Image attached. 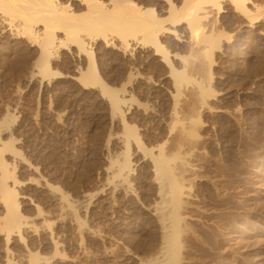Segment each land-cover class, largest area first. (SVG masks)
Segmentation results:
<instances>
[{"label": "rangeland", "instance_id": "obj_1", "mask_svg": "<svg viewBox=\"0 0 264 264\" xmlns=\"http://www.w3.org/2000/svg\"><path fill=\"white\" fill-rule=\"evenodd\" d=\"M247 8L221 0L208 57L185 26L160 36L162 51L141 36L128 46L85 37L118 109L84 81L89 56L71 43L49 67L38 56L0 62V150L21 216L4 220L0 167V264H151L162 248L160 150L189 201L180 264H264V0Z\"/></svg>", "mask_w": 264, "mask_h": 264}, {"label": "bare ground", "instance_id": "obj_2", "mask_svg": "<svg viewBox=\"0 0 264 264\" xmlns=\"http://www.w3.org/2000/svg\"><path fill=\"white\" fill-rule=\"evenodd\" d=\"M73 0H0V33L5 40H0V62L8 68L30 66L36 56L49 67L58 56L63 46L68 43L76 45L80 51L89 56V63L82 77L85 82L99 84L102 92L108 95L114 108L118 109L121 100L116 89L110 88L101 81L96 67V57L88 50L85 37L102 38L107 44L113 37H119L128 46V38L150 44L162 51L160 36L175 34L178 27L185 26L193 43L205 56L211 54L215 46V21L212 20L216 9H220L221 0H157L163 8L143 7L131 0H113L104 4L101 0H75L85 8V12L76 14L69 2ZM243 13L248 14V0H231ZM150 5V2L146 3ZM165 16V17H163ZM23 44L37 47L36 54L29 56L21 48ZM204 46V47H203ZM166 59V56H165ZM178 81L180 75H175ZM207 94V90H202ZM183 130V129H182ZM131 136L139 141L138 136ZM5 148L13 150L10 143ZM175 157H170L162 150L153 157L154 172L161 186L159 205L162 225L161 256L151 264H180L182 244L180 234L183 221L180 208L188 205L184 199L182 185L176 176L173 164ZM122 169L129 167L125 160ZM0 167L4 161L0 150ZM181 168L189 170L188 163L182 162ZM6 172L1 177V192L6 205L5 222L12 227L20 223V213L14 195V187L8 183Z\"/></svg>", "mask_w": 264, "mask_h": 264}]
</instances>
